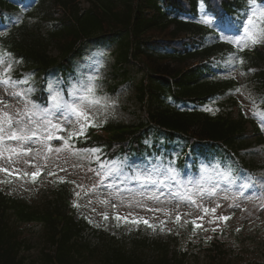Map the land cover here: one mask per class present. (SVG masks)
Instances as JSON below:
<instances>
[{"label": "trees", "instance_id": "16d2710c", "mask_svg": "<svg viewBox=\"0 0 264 264\" xmlns=\"http://www.w3.org/2000/svg\"><path fill=\"white\" fill-rule=\"evenodd\" d=\"M26 1L0 0V5L21 9ZM86 1L83 8L79 0H34L26 16L0 36V51L10 52L19 68L39 74L53 66L70 69L71 59L88 45L112 47L113 78L133 86L146 112L138 121L146 126L123 131V123H108L111 136L74 137L72 145L101 147L114 157L115 151L139 141L144 128L192 139L196 157L224 156V146L237 152L238 147L264 143L254 122L227 97L231 82L216 78L203 62L234 54L235 61L243 59L238 64L249 70L250 83L264 90V47H254L255 55L235 52L231 44L213 39L215 30L202 21L207 10L216 17L223 13L236 25V18L243 19L251 8L248 0ZM210 103L219 106L214 114L206 109ZM61 179L44 181L31 196H16L0 186V264H264V235L253 247L245 242L242 247L241 239L235 240L240 235L232 240L227 227L220 229L222 236L211 237L186 232L180 238L173 229L154 236L142 227L122 237L100 228L90 237L84 234L89 222L77 219L71 207L75 187ZM30 223L41 225L35 240L24 231Z\"/></svg>", "mask_w": 264, "mask_h": 264}, {"label": "rangeland", "instance_id": "374dc122", "mask_svg": "<svg viewBox=\"0 0 264 264\" xmlns=\"http://www.w3.org/2000/svg\"><path fill=\"white\" fill-rule=\"evenodd\" d=\"M259 7H264L263 5ZM256 27H259L256 25ZM253 31L255 28L252 29ZM233 35V34H231ZM110 49L106 47H96L87 52L85 58H78L75 62V71L69 73L65 78V81L60 76H55L51 73L49 77V85L51 84L56 91H59L65 100H70L69 94L63 93L65 88H69L71 83L75 82L79 75L86 71L87 66L96 60H100L103 67L101 68V89L102 94L110 98L111 101H115L114 106L104 108H92L89 111L95 115L96 122L104 121H117L124 119L127 122L134 121V117L139 115V105L135 100L129 96L131 94L129 90H126L123 85H119L117 94H112L108 91V84L106 80L115 82L112 71L113 57L110 56ZM7 63L3 66L6 67ZM2 70V67H0ZM231 70V68H230ZM237 75L240 78L244 77V73L233 70L226 73V75ZM13 79H23L24 77H31L29 83L20 84L16 88H5L0 85V108L6 103L10 107L6 109L10 114L15 113L17 110H23L25 108V100H30L39 106V103L34 99V94L38 92L43 83L39 81L41 78L37 75L28 76L27 73L23 77H19L15 73L14 65L12 70ZM39 81V82H38ZM31 88L32 91L26 97H12L10 93L12 91H27ZM43 89V88H42ZM49 97L51 92L49 87L43 89ZM126 90V91H125ZM126 93V94H125ZM241 101L244 103L248 113L256 118L264 119V109L261 106L263 93L255 92L253 85L243 84L242 91L238 94ZM50 99V98H49ZM48 107H52L50 100ZM45 103V102H43ZM63 108H53L54 115L52 117L54 122H60L63 128L68 131H78L79 125L75 118L68 115V120L65 121L63 115ZM38 118V117H34ZM42 135L45 133L41 129ZM62 133L65 135V131H52L53 136ZM50 143L53 149L62 148L63 150L56 152H49L48 144ZM5 149L15 148L17 151H21L30 148L31 152L28 153L23 151L22 154L16 155L11 154V159H8L9 152L4 151L3 157H0V168L9 169V172H17L23 174V178H15L13 183L10 185V189L15 192H21V194L32 195L38 191L39 186H35L31 183L29 177L25 173H32L37 170L44 171L46 174L44 177L49 176V173H54L55 176H61L69 178L74 181L76 192H80L79 196V215L91 220L93 225L106 226L112 232L120 234V232L128 231L131 227L137 226L131 223H125L122 219L117 222L114 218L115 215L121 217H127L128 220L134 218H146L149 223L156 226L155 231L149 228V231L159 236H165L169 230L175 226L174 219L177 215L181 216V225L184 224L185 220L194 218L197 221L204 222L205 228L209 226L208 221L212 219V224L219 222L220 216H231L228 223L234 227L239 233L243 232L250 235L258 234L257 229L260 228L264 233V172L262 169H258L252 178L258 180L255 187L241 188L242 184H248V181L243 182L244 176L242 170L235 171L233 169L234 182L229 183L222 175L217 174L216 171H212V166H208L209 171L203 178V183L199 185V189H208L214 187L216 194L214 196L203 195L201 196L200 190L192 185H187V194L192 195L196 203H190L181 197L174 195L175 192L179 191L182 194L185 193V189L177 186L176 180L160 175L159 177L153 173V179L163 181V183L155 184H141L138 180L130 179L125 180L124 183H120L123 179V175L113 174L112 176L105 178L104 173L106 169L100 167L101 162H108L102 159L97 161L94 156L90 155L88 149H80L72 147L71 149L64 147V141L58 139H52L46 141L44 139L36 140L33 139L23 146L18 142L9 141L3 145ZM76 150H79L78 152ZM247 158L254 160L259 165L264 162V153L261 151L259 145H254L248 148ZM243 152L242 154H245ZM243 157V156H242ZM121 160L126 161V167L124 173L129 176L132 175L137 169L144 172H149L153 167L166 169L159 163V157L153 159V161L145 162L131 156H122ZM149 159V158H148ZM117 160V159H115ZM114 161V160H111ZM231 166L229 163L219 164L221 169ZM204 166H202L203 168ZM188 169V168H187ZM187 171V170H186ZM186 171H180V175H184ZM100 173V175H97ZM202 173V169L193 170L188 179L196 180L194 178ZM53 175V176H54ZM8 173L0 171V183L7 179ZM187 179V180H188ZM201 179V176L198 180ZM239 180V181H237ZM115 182L114 187L109 185ZM81 187H77V186ZM143 193V195L141 194ZM155 193L158 199H150L149 194ZM227 197V199L225 198ZM108 201V203H104ZM217 204L219 207H216ZM112 205L116 207L113 208ZM207 207L209 209L216 208L214 214L211 212L205 214L203 209ZM95 209V210H93ZM152 209V211H149ZM156 209H159L157 211ZM107 212L108 219L103 218V213ZM179 216V217H180ZM201 217H203L201 219ZM173 219V223L171 220ZM163 222V223H162ZM39 226H26L28 231L34 232L38 230ZM164 230L161 231L160 229ZM90 233V232H89ZM88 233V234H89ZM250 242V239L247 240Z\"/></svg>", "mask_w": 264, "mask_h": 264}, {"label": "snow or ice", "instance_id": "6c2138e0", "mask_svg": "<svg viewBox=\"0 0 264 264\" xmlns=\"http://www.w3.org/2000/svg\"><path fill=\"white\" fill-rule=\"evenodd\" d=\"M248 3L251 7L250 13L247 14V19L242 25V30L240 34L235 39L229 38L228 28L230 26L229 21H225V27L220 31V38L227 40L229 43H234L238 49L243 50L244 47H247L249 43L255 45L258 43L264 42V7H259L256 4V0H248ZM206 24H212L214 21L210 18H206L203 21ZM258 25L259 27H256ZM218 28L220 27L219 24L216 25ZM255 28L253 31L252 29ZM13 62L19 63L20 61H13L12 54L7 52L6 50L0 51V85L5 86V88H16L20 84H27L29 83L31 77H24L23 79H13L12 77V70H13ZM237 63L243 64L242 58H237ZM7 63L6 67H3ZM103 67L100 60H96L87 66L85 72L81 73L78 79L71 83L70 87L68 88V94L71 97L70 100H65L62 94L59 91H56L53 86L50 84L49 89L51 94L50 102L52 107L50 108H40L35 103L31 102L30 100H25V108L23 110H17L15 113L10 114L6 109L10 106L6 103L2 108H0V157H3L4 151L7 150L9 152L8 159H11V154L15 153L16 155L22 154L23 151L28 153L31 152V149L28 148L24 150L22 148L21 151H17L15 148L5 149L3 145H5L9 141L18 142L21 146L26 144L27 142L36 139H44L46 141H51L52 139H58L64 141V147L71 149L72 144L70 141L74 137H80L84 135V132L88 127H99L100 125L96 123V117L93 115L89 110L92 108H104L114 106L115 101H111L109 97L102 94L101 89V68ZM32 91L31 88L27 89V91H12L10 95L12 97H21L24 98ZM239 91V89H237ZM53 108H63V115L65 121L68 120V115L70 114L75 118L79 125L78 131L68 132L67 139L64 136H53L51 133L53 130L56 131H65L68 130L63 128L62 123L54 122L52 117L54 115ZM210 110V109H209ZM38 117V118H34ZM41 129L45 133L42 135ZM49 152L56 151L59 152L63 150L62 148L53 149L48 144ZM77 152L79 150H76ZM90 155L94 156L97 161L100 160L99 153L101 149L93 148L85 150ZM100 167L102 169H106L104 173V177L108 178L113 174L123 175V179L120 180V183H124L125 180L135 179L138 180L141 184H155V183H163V181H159L153 179V173L156 174L157 177L160 175H165L166 177H170L173 180H176L177 186L179 188L185 189V193H181L179 191L175 192L174 195L181 197L182 199L195 204L196 200L193 199L192 195L187 194V185L195 186L199 189V185L203 183V178L205 174L209 171L208 166H204L202 168L201 179L200 180H184L181 178L180 173L174 167H168L166 169H160L153 167V169L149 172H144L142 170L137 169L132 175H128L124 173V168L126 167V161L117 159L114 161L108 162H101ZM212 171H216L217 174L222 175L229 183L234 182L233 177V169L231 166H227L223 169L219 167V162H215L214 166L211 169ZM0 171L5 173H9V169L0 168ZM18 172V170H15ZM11 174V173H9ZM39 170L32 172L31 174L25 173V175H30L33 182H35L36 178L39 175ZM49 175H54V173H49ZM100 175V173H97ZM61 182H65L61 179ZM72 183H75L72 181ZM115 182L109 185V187H114ZM248 184H242L241 188L249 187ZM81 187V186H77ZM143 195V193H141ZM201 196L208 195L214 196L216 194V189L214 187L200 190ZM77 198L80 196V192H75ZM150 199H158L155 193L149 194ZM227 199V197H225ZM104 203H108V201H104ZM74 206L79 207V204L74 202ZM115 208V205H112ZM216 207H219L217 204ZM95 210V209H93ZM159 211V209H156ZM152 211V209H149ZM216 208L209 209L205 207L203 212L205 214L211 212L214 214ZM103 218L105 220L108 219L107 212L103 213ZM117 222L124 220L125 223H131L133 225H139L143 223L149 228H152L154 231L156 229L155 225L149 223L148 219L146 218H134L132 220H128L127 217H121L118 214L114 216ZM203 217H201L202 219ZM230 217H220L224 221H227ZM180 217L177 215L176 222L179 223ZM92 222L91 220L89 221ZM163 223V222H162ZM191 223L194 225V230L200 225L196 224V221L193 220ZM97 227L99 225H96ZM161 231L164 229L161 228ZM239 230V229H237ZM170 231V230H169Z\"/></svg>", "mask_w": 264, "mask_h": 264}]
</instances>
